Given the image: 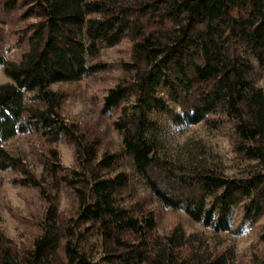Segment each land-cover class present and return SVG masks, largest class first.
I'll list each match as a JSON object with an SVG mask.
<instances>
[{
  "label": "trees",
  "instance_id": "obj_1",
  "mask_svg": "<svg viewBox=\"0 0 264 264\" xmlns=\"http://www.w3.org/2000/svg\"><path fill=\"white\" fill-rule=\"evenodd\" d=\"M0 71V172L44 204L22 243L0 229V264H264V0H0ZM68 85L116 150L64 114Z\"/></svg>",
  "mask_w": 264,
  "mask_h": 264
},
{
  "label": "rangeland",
  "instance_id": "obj_2",
  "mask_svg": "<svg viewBox=\"0 0 264 264\" xmlns=\"http://www.w3.org/2000/svg\"><path fill=\"white\" fill-rule=\"evenodd\" d=\"M123 44L120 48H124ZM109 59H118L117 52L115 50L109 51L107 54ZM8 80L4 77L0 71V84L6 83ZM87 83V82H86ZM85 83V84H86ZM90 83V84H89ZM92 91L101 89L103 87L102 82L94 80L88 82ZM68 93L67 101L63 106L64 114L71 120L78 121L81 124H89L94 122L96 125L95 133L99 134L103 146L110 151H114L118 148L119 138L116 134L110 130L109 125L103 119L97 118L95 109L90 105V101L86 96L87 93L85 85H68L63 87ZM85 89V91H84ZM196 137L202 138L209 143L214 150L218 151L228 161L229 172H234L232 154L230 153L229 144L226 140L221 138H214L203 132L202 130H195ZM38 144L27 138H17L8 144V148L15 152H21L26 155L29 160H33V154ZM61 160L65 167L73 166V152L70 147L65 144L59 146ZM9 175L0 172V229L6 234V236L12 239L16 244L22 243L24 237L27 235V231L31 228L30 221L38 219L44 208V204L37 198V196L27 190L13 187L9 183ZM72 208V203L69 196L63 192L60 196L59 210L62 213H68ZM182 223L188 232L197 229V226L192 225L185 218L180 216ZM171 217L167 214H163L160 218L159 225L161 228L166 227L170 223ZM252 237H247L238 241L237 246L239 251L247 250V247L252 242Z\"/></svg>",
  "mask_w": 264,
  "mask_h": 264
}]
</instances>
